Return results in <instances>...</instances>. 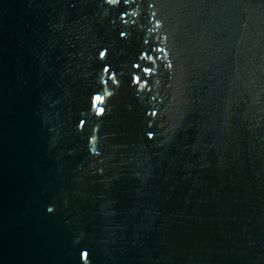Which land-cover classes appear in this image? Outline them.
<instances>
[{
	"label": "water",
	"instance_id": "obj_1",
	"mask_svg": "<svg viewBox=\"0 0 264 264\" xmlns=\"http://www.w3.org/2000/svg\"><path fill=\"white\" fill-rule=\"evenodd\" d=\"M0 264H264V0H0Z\"/></svg>",
	"mask_w": 264,
	"mask_h": 264
},
{
	"label": "snow or ice",
	"instance_id": "obj_2",
	"mask_svg": "<svg viewBox=\"0 0 264 264\" xmlns=\"http://www.w3.org/2000/svg\"><path fill=\"white\" fill-rule=\"evenodd\" d=\"M110 3H113V4H119L121 2V0H109ZM101 55L103 56L104 53H101ZM97 100H99V97H97ZM100 111H103V109H100ZM85 257L88 256V253H84Z\"/></svg>",
	"mask_w": 264,
	"mask_h": 264
}]
</instances>
